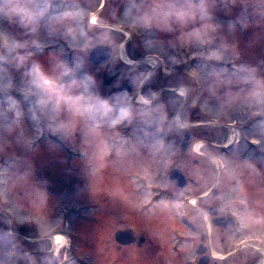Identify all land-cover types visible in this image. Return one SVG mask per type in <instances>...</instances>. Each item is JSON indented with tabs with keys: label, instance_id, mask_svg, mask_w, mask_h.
Instances as JSON below:
<instances>
[{
	"label": "rangeland",
	"instance_id": "obj_1",
	"mask_svg": "<svg viewBox=\"0 0 264 264\" xmlns=\"http://www.w3.org/2000/svg\"><path fill=\"white\" fill-rule=\"evenodd\" d=\"M69 1L47 0L43 15L29 20L13 11L22 0H0V88L19 89L0 90V264H17L19 246L21 264H197L199 237L182 218L185 206L213 234L221 264H264V254L250 247L225 254L249 237L264 238V0H128V12L100 11L95 24L102 0ZM110 20L132 32L128 46L124 33L101 26ZM98 43L113 48L107 76H132L134 94L109 98L114 83L106 85L104 66L89 59ZM174 49L180 58L171 56ZM147 53L165 58L161 77L144 62ZM179 61L188 62L196 86L178 73ZM37 65L60 84H77L62 97L44 92L33 84ZM86 77L111 111L73 103ZM191 108L217 123L195 129L199 163L187 174L196 182L177 189L168 179L176 165L172 132L181 134ZM153 112L170 132L150 139L139 130ZM226 142L233 147H222ZM213 188L217 196H196ZM213 204L237 218L228 234L210 224ZM127 227L146 241L118 244L115 232Z\"/></svg>",
	"mask_w": 264,
	"mask_h": 264
},
{
	"label": "flooded vegetation",
	"instance_id": "obj_2",
	"mask_svg": "<svg viewBox=\"0 0 264 264\" xmlns=\"http://www.w3.org/2000/svg\"><path fill=\"white\" fill-rule=\"evenodd\" d=\"M107 1L108 0H102V2L97 6V8H96L97 14H96L95 18H97V16L99 17L101 15L100 11L102 12L103 10H105V11L108 10L109 13L112 15H115L118 8L120 11V13H119L120 15L128 12V0H109L108 4H107ZM183 3H184L183 0H174V5H176V6H182ZM123 4H125V5H123ZM152 6H155V5L153 4ZM158 6H159V4H158ZM111 20H110L111 23H100V24L104 28H110L112 30L124 33L126 35V39H127L125 41V44H126L125 46H128V41L133 39V34H131L132 32L130 33L128 31V28H125V29L121 28L122 27L121 23H113ZM124 31H127V33ZM128 34L130 37L128 36ZM128 37H129V39H128ZM103 44L109 45L107 43H103ZM109 46H110V55H109L107 62L99 64L98 67H99V69H101L104 66V71H103L104 83H105V79H109V83H105L106 85H109V84L112 85L114 83V85L112 87L114 93L110 92L109 98L113 102H117L118 100H120L124 97H128V96L134 94L135 79L131 76L129 78L127 77L126 79L118 82L117 81V75H111L109 77L107 76L109 64L112 61V59H114L112 56L113 55V48L111 47V45H109ZM169 52L172 54L171 56H173L174 58H176V57L180 58L182 56V54L180 53L181 51H179V49L178 50L174 49V50L169 51ZM176 54H178V55H176ZM144 55L145 54H143V58H144ZM192 59L189 62L194 61L196 58L192 57ZM144 60H145L144 61L145 63H147V64L150 63L153 65L151 67L153 68V70L155 72H158V75L160 74V71L164 67V64H165V58L163 56H162L161 62H159V63L155 62L154 61L155 59H153V60L144 59ZM179 62H180V64H179L178 73H182L184 75V78L189 82L186 84H189L190 88L192 85L196 86L197 85L196 84V78H194L193 76H187V74H186L187 73L186 70L188 69L187 68L188 62H187V64H183V65H182L181 61H179ZM133 64L139 65L140 62L136 61V62L129 63V65H133ZM149 74H150V72L147 74L146 79L148 78ZM158 80H161V78H158ZM116 82H118V83H116ZM163 88H165L166 90H169V91H172V90L176 91L177 90V89L170 88L169 86L163 87ZM0 90L1 91L4 90L3 94H15V95H17L19 93L18 92L19 89L16 90V88L11 87V85H6V86L3 85L0 88ZM1 91H0V93H1ZM3 94H2V96H3ZM137 101H138V99H137ZM153 116H154L153 122L151 124H143V127L141 130H139V133H141V134L145 133L146 137L149 136L148 138L151 139L154 137L160 138L165 133L170 132L167 129V127H168L167 121H162L161 116L158 115L157 112H153ZM201 116H202L201 113H197L196 110L191 108L189 118H187V120H185L182 123L183 126L181 127V129H182L181 134H179L178 132H172L173 149L176 153V156H175L176 165L174 167H172V169L170 170L169 175H168V179L174 188L187 189V187L190 185V183L196 182L194 179H192L187 174V171H188V168L190 167L191 162L193 164L199 163V159H197L196 156L194 155V153H196V149L194 147L195 140L193 139L195 132H196L195 129L197 127H199L200 125H202L203 123L212 125V123H210L208 121L200 120ZM232 123H233L232 121H229V123H227V126L224 125L225 130H227L228 127H230L232 125ZM214 126H219V124H215ZM219 141H220V137H219ZM231 142H226V143H223L221 145H222V147H226V149L230 148V147L232 148L233 147L232 145H234V144ZM205 144H208V142ZM213 144L215 146L217 145V147L221 148L220 144H215V143H213ZM222 152L225 153V155H226V152H229V150H227V151L222 150ZM199 154H200L199 156H201V157L204 156L206 158H209L210 160H211V158L214 157L213 156L214 153H213V155L211 153L210 154L209 153H205V154L199 153ZM216 162L218 163L217 160H216ZM225 166H226L225 164H223L222 166L218 165V168L220 170L222 168H225ZM174 168H177L182 172L184 178L186 179V186L182 187L181 185L174 183L170 179L171 172ZM159 193H160V191H158L156 194H159ZM212 194H213V196H217L219 194V189L213 188V190H211V191L208 190V191L199 193L196 196L200 198V197H207V196L212 195ZM155 200H157V199H155ZM187 201L189 202V200H187ZM183 202L185 203V200ZM185 209H187L186 206H185ZM185 209L183 208V210H184L183 220L189 224L192 232L194 234H197L199 237V242L195 243V241H193L194 242L193 244L195 246L194 250L197 253H198L199 249L203 250V253H198L199 257H197V264H221L220 259L222 260L224 255L223 256H219V255L217 256L216 254H218V253H215L213 251V247H214L213 234H211L209 231H207L205 229L206 226L201 219H199L196 215H194L191 212L186 213L185 211H187V210H185ZM210 209H213V210H210ZM208 213L212 214V215H208V219H209V222L211 225H213L216 228H219L222 232H225L226 234L231 232V229L233 228V226L228 227L227 223H228L229 217H232L233 214H230L229 212H227V214L226 213L225 214L219 213V208L215 204L209 206ZM236 222H237V218L235 219V223L233 225H235ZM134 235H135L134 243H137L138 245H142L146 241L143 236H136L135 232H134ZM142 237L144 239L140 243V238H142ZM226 241H227V237L222 236L221 242L225 244ZM245 247H250V248L256 249L258 252H261V254L262 253L264 254V251L262 250V248H264V238L249 237V238H247L245 243L238 244L237 246L235 245L232 249L226 251L225 254H226V256L227 255L232 256L236 251H239L240 249L245 248Z\"/></svg>",
	"mask_w": 264,
	"mask_h": 264
},
{
	"label": "clouds",
	"instance_id": "obj_3",
	"mask_svg": "<svg viewBox=\"0 0 264 264\" xmlns=\"http://www.w3.org/2000/svg\"><path fill=\"white\" fill-rule=\"evenodd\" d=\"M49 4L47 0L43 5L36 3V0H22L20 3L13 4V11L23 13L27 19L32 20L37 16L43 15L44 11L47 10ZM71 73V69L65 68L63 75H69ZM33 75L35 77L33 84L37 88L41 89L44 92L52 93L57 97H62L67 94V90L71 89L74 85L77 84V81L73 80L68 84H60L57 81H54L50 78L43 70L37 65L33 69ZM88 78L86 77L83 81L80 82L81 87L83 88V92L72 97L73 103L78 108H83L85 111L92 110L97 108L105 109L107 111H111L107 102L97 101L96 98L90 93L89 86L87 83ZM126 115L125 110H121L122 119ZM117 121H114V123Z\"/></svg>",
	"mask_w": 264,
	"mask_h": 264
},
{
	"label": "water",
	"instance_id": "obj_4",
	"mask_svg": "<svg viewBox=\"0 0 264 264\" xmlns=\"http://www.w3.org/2000/svg\"><path fill=\"white\" fill-rule=\"evenodd\" d=\"M192 1H200V0H192ZM0 51H1V43H0ZM110 55V46L103 44V43H98L96 44L89 53L90 59L94 64H102L107 62L108 58ZM105 83H109V79H105ZM170 179L178 184L181 185L182 187L186 186V179L184 178L182 172L177 169L174 168L171 172V176ZM213 210V209H210ZM235 223V218L234 217H229L228 220V227L232 226ZM115 239L116 241L121 244V245H128L131 244L135 241V235H134V231L132 230V228H124V229H118L115 232ZM143 237L140 238V243L143 241ZM23 252V248L19 247L17 250V264H21L23 262L22 257H20L22 255ZM199 253H203V250L199 249Z\"/></svg>",
	"mask_w": 264,
	"mask_h": 264
},
{
	"label": "bare ground",
	"instance_id": "obj_5",
	"mask_svg": "<svg viewBox=\"0 0 264 264\" xmlns=\"http://www.w3.org/2000/svg\"><path fill=\"white\" fill-rule=\"evenodd\" d=\"M90 22L92 24H95L96 21H95V16L92 15L91 19H90ZM141 100V98L139 99ZM142 101V100H141ZM235 132L233 133V136H235ZM253 142H256V141H253ZM53 241V244L56 246L57 245V248L59 249L60 247H62L61 243H62V239H60L59 235H57L54 239H52Z\"/></svg>",
	"mask_w": 264,
	"mask_h": 264
}]
</instances>
